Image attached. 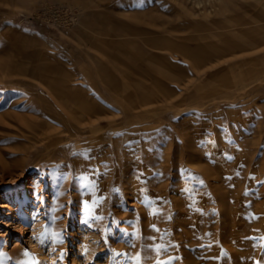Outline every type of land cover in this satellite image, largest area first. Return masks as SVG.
<instances>
[{
    "label": "rangeland",
    "instance_id": "374dc122",
    "mask_svg": "<svg viewBox=\"0 0 264 264\" xmlns=\"http://www.w3.org/2000/svg\"><path fill=\"white\" fill-rule=\"evenodd\" d=\"M261 238L264 0H0V264H264Z\"/></svg>",
    "mask_w": 264,
    "mask_h": 264
},
{
    "label": "snow or ice",
    "instance_id": "6c2138e0",
    "mask_svg": "<svg viewBox=\"0 0 264 264\" xmlns=\"http://www.w3.org/2000/svg\"><path fill=\"white\" fill-rule=\"evenodd\" d=\"M227 159H231V157H227ZM46 233L47 230H45V233L41 234V237L39 238L40 243L44 242L43 238L46 235ZM261 240H264V238H261ZM129 246L134 247V245H129ZM149 250L154 251L155 253V256L153 258V264H172V261L174 259H179V257H171V256H169L167 260L160 259L159 257L162 254L166 253L167 249L159 244L150 246ZM114 255L123 257L125 264H146L144 259V253L141 251H137L134 255L131 253H115ZM23 256L26 257L27 259L20 262V264H38V261L35 259V257L32 256L27 250L24 251ZM214 259H218V258H214Z\"/></svg>",
    "mask_w": 264,
    "mask_h": 264
},
{
    "label": "bare ground",
    "instance_id": "6f19581e",
    "mask_svg": "<svg viewBox=\"0 0 264 264\" xmlns=\"http://www.w3.org/2000/svg\"><path fill=\"white\" fill-rule=\"evenodd\" d=\"M48 4H50V3H48ZM48 4H47V6H48ZM38 5V4H37ZM46 6V7H47ZM52 6V5H51ZM66 7H68V6H66ZM60 8V7H59ZM34 9V8H33ZM40 9V8H39ZM52 9V8H51ZM66 9V8H65ZM37 11H39L38 9H37ZM37 11H35V12H37ZM64 14V13H63ZM70 14H72V13H70ZM66 16V15H65ZM261 38V37H260ZM258 43V42H257ZM80 89V88H79ZM51 91V90H50ZM58 91V90H57ZM79 91V90H78ZM59 93H60V91H58ZM67 92V91H66ZM58 93V94H59ZM72 98H74V97H72ZM75 101L77 100V98L76 99H74ZM81 105H80V107H82V109L84 110V111H86V112H93L94 111V109H98V110H100V111H105L106 110V108H104L103 106H100V105H97V107L96 106H94V105H89L88 103H80ZM62 106V105H61ZM68 110V109H67ZM54 111V110H53ZM53 111L51 112V114L53 113ZM37 112V114H38V111H36ZM42 112V111H41ZM49 112V111H48ZM47 112V113H48ZM69 112V111H68ZM72 112V111H71ZM44 113H46V112H44ZM39 114H40V112H39ZM53 114H55V113H53ZM57 114V113H56ZM56 114H55V116H56ZM42 115V114H41ZM44 115V114H43ZM104 115V114H103ZM48 116V115H47ZM52 116H54V115H52ZM104 116H106V115H104ZM20 117V119H22V116H19ZM95 118V117H94ZM34 119H35V121H32L34 124H35V122H36V124H38V125H40V124H42V123H40L41 121H39V119H38V116H35L34 117ZM81 120V119H80ZM85 120H87V119H85ZM84 124H86L85 122H84ZM83 124V125H84ZM85 126V125H84ZM114 132V131H113ZM110 135V134H109ZM121 140V139H120ZM124 140V139H123ZM120 143V142H119ZM113 146V145H112ZM116 146V145H115ZM121 150V149H120ZM100 154H103V152H100V151H97V154L96 155H100ZM122 158V157H121ZM114 160V159H113ZM120 162V161H119ZM125 163V162H124ZM123 164V163H122ZM121 164V165H122ZM205 169V168H204ZM122 172V171H121ZM120 173V172H119ZM123 173V172H122ZM120 179V178H119ZM118 179V180H119ZM87 193V192H86ZM118 196H121V195H118ZM119 199V198H118ZM122 199V198H121ZM120 200V199H119ZM122 202V201H121ZM120 203V202H119ZM115 204H116V202H115ZM114 204V205H115ZM122 204V203H121ZM120 207H122V206H120ZM115 208V207H114ZM118 208V207H117ZM110 209V208H109ZM108 210V209H107ZM113 213V212H112ZM88 217V216H87ZM90 218V217H89ZM260 222V221H259ZM263 224V223H262ZM234 238V237H233ZM235 239V238H234ZM231 240H233V239H231ZM230 247V246H229ZM223 248V247H222ZM231 248V247H230ZM225 249V248H224ZM247 249V248H246ZM245 250V249H244ZM249 250H250V248H249ZM252 251V250H251ZM244 252V251H243ZM247 252V251H246ZM248 252H250V251H248ZM240 254V253H239ZM250 254V253H249ZM253 254H254V252H253ZM252 254V256H254ZM258 254H259V252H258ZM247 255V254H246ZM263 255V254H262ZM248 257V256H247ZM261 258H262V256H260ZM260 257H259V259H260ZM226 258H227V256H226ZM235 258V257H234ZM247 260V259H246ZM227 261H228V259H227ZM234 261V260H233ZM252 261V260H251ZM250 261V262H251ZM254 261V260H253ZM227 263V262H226Z\"/></svg>",
    "mask_w": 264,
    "mask_h": 264
},
{
    "label": "crops",
    "instance_id": "0c3cea01",
    "mask_svg": "<svg viewBox=\"0 0 264 264\" xmlns=\"http://www.w3.org/2000/svg\"><path fill=\"white\" fill-rule=\"evenodd\" d=\"M199 46V45H198ZM201 46V45H200ZM197 47V46H196ZM207 49H208V47L206 46V47H203V50H202V52L204 53V52H206L207 51Z\"/></svg>",
    "mask_w": 264,
    "mask_h": 264
}]
</instances>
